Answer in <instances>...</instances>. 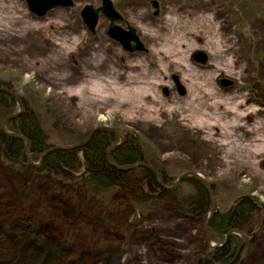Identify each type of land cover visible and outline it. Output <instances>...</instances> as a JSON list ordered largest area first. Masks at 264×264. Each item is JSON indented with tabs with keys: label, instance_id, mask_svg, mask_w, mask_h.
Wrapping results in <instances>:
<instances>
[{
	"label": "rangeland",
	"instance_id": "obj_1",
	"mask_svg": "<svg viewBox=\"0 0 264 264\" xmlns=\"http://www.w3.org/2000/svg\"><path fill=\"white\" fill-rule=\"evenodd\" d=\"M113 1L120 25H134L148 52L110 38L102 13L89 31L80 10L101 0H74L44 17L25 0H0V78L15 80L47 130L67 134L55 144L117 123L139 134L158 167L177 177L195 170L216 184L222 210L241 194L264 203V0H248L242 22L233 0H159L157 16L150 0ZM199 49L208 63L192 60ZM222 76L234 84L222 86ZM32 166L6 167L0 157V264H13L19 209L32 214L40 240L60 249L47 264H201L213 248L204 222L180 217L168 202L152 199L138 211L118 191L108 210H95L80 176L39 179ZM251 226L256 239L244 258L264 264V212Z\"/></svg>",
	"mask_w": 264,
	"mask_h": 264
},
{
	"label": "trees",
	"instance_id": "obj_2",
	"mask_svg": "<svg viewBox=\"0 0 264 264\" xmlns=\"http://www.w3.org/2000/svg\"><path fill=\"white\" fill-rule=\"evenodd\" d=\"M247 1L233 0L241 14L237 15L239 22H242L246 17L242 15ZM14 81L12 78H0V86L4 85L16 91L20 100L23 101L25 111L15 118L7 119L5 124L11 132L22 134L25 140L4 134L1 130L2 121L6 116L14 114L19 109V103L7 92H0V118H2L0 122V157L6 167L19 165V168L23 169L28 165V158L39 162L41 153L54 145V142L64 141L61 140V137H67V134L62 131L57 134L51 129L47 130L40 121L39 113L31 107L27 96L15 89ZM252 88L253 86L250 89L254 91ZM112 126L121 130L125 138L124 143L111 151L110 157L113 162L122 166L139 164V162L150 163L159 172H162L163 181L167 186H172L175 183L177 176L158 167L147 158L143 141L136 131L121 127L117 123ZM88 133L78 141L86 138ZM26 141H29L31 145L29 157L26 156ZM78 141L63 143L72 144ZM118 142H120V138L116 133L106 129L96 130L88 143L81 148L61 149L45 154L39 166H32L34 175L39 179L41 177L50 181L56 179L73 181L80 176V186L89 197L94 198L95 210L99 207L108 210V206L111 204V194L119 191L136 200L134 206L138 211L151 209L152 206L149 203L153 199L159 202H168L182 218L205 222L210 215L211 198L209 191L200 181L195 177L185 176L179 186L173 190H167L159 183V177L152 169L142 165L128 171L116 168L108 162L106 151ZM82 172H84L83 177ZM211 184L215 203L214 214L207 221L209 235L215 245L223 243L228 233L229 236L227 241L219 247L209 249L205 243L208 251L206 260H202L201 264H206V262L211 264H247V258L243 257L247 244L243 237L236 232L241 230L243 234L249 235L250 245L255 242V233L251 232L253 229L252 220L257 211L264 212V203L253 194L247 196L241 194L233 200L234 202L228 208L222 210L216 200L217 186L213 182ZM14 212L13 222L15 223L13 225L19 226L23 230L20 232V238L14 243V258L11 262L13 264H47L48 261L54 260L56 252L59 253L60 249L53 251L48 243L39 239L32 214L26 212L25 209ZM102 217L103 212L97 213V218L102 220ZM246 228H250V233ZM21 245L26 248L25 252L18 251ZM38 248L44 255L39 254Z\"/></svg>",
	"mask_w": 264,
	"mask_h": 264
},
{
	"label": "water",
	"instance_id": "obj_3",
	"mask_svg": "<svg viewBox=\"0 0 264 264\" xmlns=\"http://www.w3.org/2000/svg\"><path fill=\"white\" fill-rule=\"evenodd\" d=\"M28 4V8L32 13H35L38 17H44V15H46L48 13V11L55 9V7H72L74 5V0H25ZM150 6L152 7L153 11H152V15L153 16H157L160 13V4H159V0H150ZM80 14L82 17L83 22H85L87 28L89 29L90 32L95 33L96 27L99 23V16L100 13H102L107 20H109V25H108V36L112 39H114L117 42H120V44L123 46V48L128 51V52H148V48L146 47L145 43L141 40L140 35L138 33V30L136 29V27L134 25H130L128 24L127 26H123L120 25V22L123 21V15L122 13L119 12L118 9L115 8V4L113 0H101V5H99L98 7H94L91 4H87L85 6H83L80 10ZM192 60H194L196 63L198 64H206L209 62V55L208 53L203 50V49H199L195 52L192 53L191 55ZM174 83L176 84L178 93L181 95H185L186 89L184 87V85L180 82V78L178 75L174 74L172 76ZM221 81V85L222 86H231L234 84V81L231 80L230 78L227 77H222ZM7 92L8 94H10L12 97L16 98V100L19 103V109L11 115H8L5 117V120H3L2 124V131L5 134L11 135L15 138H21L23 140H25V137L22 134L19 133H15V132H11L10 130H8V128L6 127L5 121L7 119H11V118H15L16 116L24 113L25 111V107L23 104V101L20 100L18 94L16 91L11 90L10 88L6 87V86H0V92ZM164 92L165 94L168 93L167 88H164ZM109 130L111 132H113L114 134L116 133L119 138H120V142H118L116 145H114L113 147L109 148L106 152H107V160L109 163H111V165H113L114 167H118L124 171H128V170H132L134 168L139 167V165L145 166L148 169H152L154 172L157 173L158 177H159V183H161L162 186H164L167 190H173L174 188H176L182 181L183 177L185 176H192L193 178L195 177L198 181H200L203 186L205 187V189H207V191H209L210 193V215L207 217V219L205 220L204 224H205V235H206V242L209 246L211 247H219L220 245H222L223 243H225L228 239L229 233L226 236L225 240L223 243H219V245H215V244H211L210 241V235H208V224L207 221L208 219L214 214V191L212 190V184L209 180L204 179V177L202 176L201 173L197 172V171H193V170H186L183 171V173H181L176 180L174 181L175 183L172 184V186H167L165 184V182L163 181V175L162 172H159V170L152 164H148L146 162H139V164H133V165H128V166H122L118 163L113 162V160L110 157V153L113 149H115L117 146L121 145L122 143L125 142V138L121 132V130H119L116 127H112L110 125H108L107 123H104L103 125H96L94 126L90 132L88 133V135L86 136V138H84L82 141H78V142H74L72 144H54L52 146H50L49 148H47L46 150H44L41 153V157H40V161L38 163H34L31 161L30 158H28V162H30L31 164H33L34 166H39L43 157L45 156V154L50 153V151H55V150H61V149H65V150H70L72 148H81L84 145H86L88 143V141L92 138L93 134L96 132V130ZM26 145H27V151H26V156L29 157L30 154V150H31V145L29 143V141H26ZM82 177L84 176V172L81 173ZM236 233L240 234V236L243 237L245 243L247 244V248L246 251L243 255L246 256L245 254L247 253L250 244H249V237L247 235H243L242 231H237Z\"/></svg>",
	"mask_w": 264,
	"mask_h": 264
},
{
	"label": "flooded vegetation",
	"instance_id": "obj_4",
	"mask_svg": "<svg viewBox=\"0 0 264 264\" xmlns=\"http://www.w3.org/2000/svg\"><path fill=\"white\" fill-rule=\"evenodd\" d=\"M160 4V3H159ZM161 8V7H160ZM124 19V18H123ZM99 24V23H98ZM141 38V37H140ZM222 77H224V76H222ZM222 77L220 78V80L222 79ZM220 83H221V81H220ZM4 86V85H3ZM14 98V97H13ZM14 99H16V98H14Z\"/></svg>",
	"mask_w": 264,
	"mask_h": 264
}]
</instances>
